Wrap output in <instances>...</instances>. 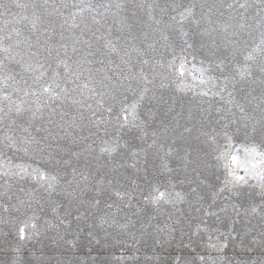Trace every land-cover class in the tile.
<instances>
[{
	"label": "rangeland",
	"instance_id": "374dc122",
	"mask_svg": "<svg viewBox=\"0 0 264 264\" xmlns=\"http://www.w3.org/2000/svg\"><path fill=\"white\" fill-rule=\"evenodd\" d=\"M0 12V264H264L262 0Z\"/></svg>",
	"mask_w": 264,
	"mask_h": 264
},
{
	"label": "snow or ice",
	"instance_id": "6c2138e0",
	"mask_svg": "<svg viewBox=\"0 0 264 264\" xmlns=\"http://www.w3.org/2000/svg\"><path fill=\"white\" fill-rule=\"evenodd\" d=\"M262 2H264V0H262ZM240 7H245V5H241ZM0 15H3V12H0ZM9 39H11V36H9ZM64 67H65V69H67L68 66L65 64ZM161 67H163V64H161ZM42 68H43V66L41 65L40 68L38 69V71L40 73V76H38L37 79H39L40 77H42L44 75V71L41 70ZM40 92L47 96L48 102L43 103V104H38L37 111H43L45 109H50V114L47 117V119H48V121L50 123L55 125L56 121L54 119H52L53 115H60L61 119H63L64 118V114L63 113H57L54 105H55V103L57 101H59L61 94H66L67 93V90L66 89H60L59 91H57L51 85H49L47 87L42 86L41 89H40ZM29 94L35 96L36 92H31V93L26 92L25 93V95H29ZM110 98L112 99L113 102H115L116 96H111ZM73 103L74 104L75 103H79V101H75L74 100ZM132 107L134 108L135 105H132ZM109 110H111V109H109ZM35 118H36L35 113H33V119H35ZM221 127H222V129H226L228 127V125L224 124ZM247 129H248V125H245L246 134H247ZM251 134H252L253 138L259 137L261 144L264 145V112L261 113V117H260V119L258 121L252 123V125H251ZM223 135L225 136V138H227V135H228L227 131H224ZM9 140H11V137H9ZM209 143H215V136H212V137L209 138ZM102 150L103 151H107L108 149H102ZM232 159L235 160L236 158L232 157ZM234 179H235L236 182H245V177H243V176H237V177H234ZM262 179H264V177H262ZM48 187L52 188V184H49ZM262 187H264V185H262ZM191 193H192V195L194 197L197 196L195 188L191 189ZM241 194L242 193L239 192V191H237L235 193V195H237V196H239ZM161 195H163V194H161ZM176 195H177L178 198H180V194L179 193H177ZM262 195H264V194H262ZM157 199H159V198L158 197H154L153 198L154 202ZM197 200L199 201V198H197ZM233 207H234V210H236L237 215H240V210L236 209L235 206H233ZM253 211H255V208H253Z\"/></svg>",
	"mask_w": 264,
	"mask_h": 264
}]
</instances>
